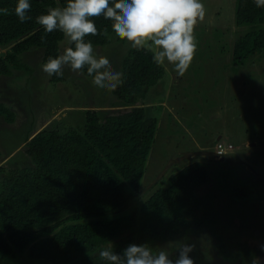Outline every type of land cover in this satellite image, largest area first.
I'll return each mask as SVG.
<instances>
[{"label": "trees", "instance_id": "obj_1", "mask_svg": "<svg viewBox=\"0 0 264 264\" xmlns=\"http://www.w3.org/2000/svg\"><path fill=\"white\" fill-rule=\"evenodd\" d=\"M29 2L28 15L32 19L21 23L14 12L18 0H0V8L7 7L11 13L0 14V79L13 77L16 70L28 69L20 56L32 47L43 49V63L62 51L64 35L60 31L45 33L36 17L51 7L64 6L66 0ZM94 22L98 30L107 27L111 38L88 35L85 40L96 46L111 43L116 36L111 21L101 16ZM236 23L252 25L233 45L232 60L239 66L264 51V28L255 27L264 23V7H256L254 0H238ZM83 71L87 73V68ZM122 73L123 84L112 91V109L84 110L81 127L66 125L63 119L56 122V127L27 134L21 149L25 148L32 164L7 169L0 151L1 264L20 255L25 256L27 264H106L99 251L108 245L117 253L133 243H146L156 251L167 240L184 238L186 233L195 231L199 241L203 235L213 234V228L205 226V222L221 213L210 212L211 207L202 203V196L210 200L211 186L220 184L222 176L230 177L232 172L227 167L235 163V157L240 159L235 143L221 138L213 143L211 158L225 162L223 167L214 168L213 161H193L169 176L167 183L156 188L148 199L123 212L136 201L147 180L156 176L150 171L149 160L157 159L160 148L155 149V145L159 124L160 128L163 124L155 108L146 106V87L157 83L165 71L153 62L151 51L130 48L122 63ZM64 80V74L53 75L54 89ZM1 116L8 122L16 119L0 102ZM179 119L174 118L173 124L181 125ZM168 121L169 127L172 121ZM217 142L232 143L234 148L220 158L215 153ZM211 173L216 177L214 182ZM236 182L232 178L231 183ZM247 189L250 188H243ZM216 198L212 199L215 204ZM200 211L202 217L197 216ZM245 244L247 248L234 263L250 264L255 255L264 264L260 247L263 244ZM178 255L177 251L170 256L175 259ZM189 255L195 264H212L211 260L201 263L195 252Z\"/></svg>", "mask_w": 264, "mask_h": 264}, {"label": "rangeland", "instance_id": "obj_2", "mask_svg": "<svg viewBox=\"0 0 264 264\" xmlns=\"http://www.w3.org/2000/svg\"><path fill=\"white\" fill-rule=\"evenodd\" d=\"M202 3L205 19L198 20L194 28L197 49L190 67L181 77L166 62L163 77L146 87V106L155 108L163 124L160 128L159 122L157 159L149 160L150 171L156 176L147 180L136 201L123 212L148 199L156 188L167 183L169 176L193 161L203 159L213 161L214 168L223 167L225 162L211 158L213 143L220 138L234 142L240 159L235 157L232 160L235 163L227 167L233 175L220 177L221 183L209 189L211 199L206 195L201 199L211 207L210 212L221 213L220 217L205 222V226L213 228L210 229L213 234L204 233L203 240L199 241L195 231L186 233L184 238L167 240L156 251L165 249L171 255L178 251V245L188 243L195 246L192 252L200 255L201 263L211 260L212 264H238L234 261L247 248L245 243L264 245V51L235 66L233 45L252 25H237L238 0H202ZM255 27L264 28V23ZM115 37L108 45L93 47L95 54L107 57L113 69L122 72L123 60L131 46L127 41L118 42ZM67 46L65 38L61 42L62 50ZM42 53L43 49L36 47L25 51L20 59L32 71L16 70L13 77L0 79V102L16 116L14 122L0 117L1 160L7 169L32 164L25 148L21 149L29 132L56 127V122L63 119L66 125L81 127L84 110L113 103L112 91L93 85V78L86 72L78 74L67 66L63 68L66 82L54 89L53 76L42 70ZM174 118L181 125L173 124ZM168 120L172 121L169 127ZM167 139L169 142H165ZM210 177L216 178L213 173ZM232 178L237 181L234 185ZM215 196L218 206L212 200ZM197 216L202 217V211ZM206 236L210 239L206 240ZM208 240L210 243H206ZM3 264H27V261L20 255Z\"/></svg>", "mask_w": 264, "mask_h": 264}, {"label": "clouds", "instance_id": "obj_3", "mask_svg": "<svg viewBox=\"0 0 264 264\" xmlns=\"http://www.w3.org/2000/svg\"><path fill=\"white\" fill-rule=\"evenodd\" d=\"M256 7H264V0H254ZM29 0H18L14 8L20 22L31 20ZM0 14L9 15L10 10L0 8ZM103 17L111 21V29L120 40H126L131 48L147 49L153 53V62L174 66L178 76H183L190 67L197 49L194 28L198 20L205 19L202 0H66L62 7H51L45 14L36 17V23L43 26L45 33L60 31L68 45L61 53L48 57L42 64L48 76L63 75V68L81 73L87 68L93 85L115 91L123 84V73L111 66L110 60L95 54L88 35L109 36L107 27L98 30L94 20ZM43 39V37H42ZM193 244L177 246L179 255L171 258L165 249L154 251L148 244H130L122 253L108 245L99 251V257L106 264H195L189 255ZM264 251V245H261ZM250 264H262L261 258L253 255Z\"/></svg>", "mask_w": 264, "mask_h": 264}, {"label": "built area", "instance_id": "obj_4", "mask_svg": "<svg viewBox=\"0 0 264 264\" xmlns=\"http://www.w3.org/2000/svg\"><path fill=\"white\" fill-rule=\"evenodd\" d=\"M233 148L234 146L232 143L225 144L223 142H217V144L215 145V153L218 155V157L222 158Z\"/></svg>", "mask_w": 264, "mask_h": 264}, {"label": "crops", "instance_id": "obj_5", "mask_svg": "<svg viewBox=\"0 0 264 264\" xmlns=\"http://www.w3.org/2000/svg\"><path fill=\"white\" fill-rule=\"evenodd\" d=\"M94 109H99V110H110V109H112V108H111V105H108V106H103V107H99V108L94 107ZM166 141L169 142V139H167ZM262 260L264 261V256L262 257Z\"/></svg>", "mask_w": 264, "mask_h": 264}, {"label": "flooded vegetation", "instance_id": "obj_6", "mask_svg": "<svg viewBox=\"0 0 264 264\" xmlns=\"http://www.w3.org/2000/svg\"><path fill=\"white\" fill-rule=\"evenodd\" d=\"M256 241H257V239H256ZM253 242H254V241H253ZM257 244L259 245V244H261V243L257 242Z\"/></svg>", "mask_w": 264, "mask_h": 264}]
</instances>
